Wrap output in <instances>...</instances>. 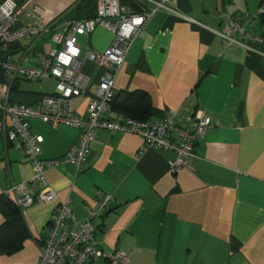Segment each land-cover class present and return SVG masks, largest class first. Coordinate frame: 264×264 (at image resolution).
<instances>
[{
    "label": "crops",
    "instance_id": "obj_1",
    "mask_svg": "<svg viewBox=\"0 0 264 264\" xmlns=\"http://www.w3.org/2000/svg\"><path fill=\"white\" fill-rule=\"evenodd\" d=\"M79 1L31 0L28 10L60 30L75 19L73 6ZM259 1L171 0L176 12L159 11L147 20L115 79L107 113L111 119L120 120L126 112L149 120L172 117L191 131L198 110L210 118L213 128L195 144L188 166L171 174L174 152L143 148L141 138L131 133L99 130L82 171L63 163L49 169L39 184L27 186L36 190L47 183L59 200L68 197L76 223L84 221L102 194H112L109 210L92 223L105 249L129 257L117 264H264V42L250 41L249 50L217 33L229 18L255 11ZM29 21L27 11L18 17L19 24ZM262 25L264 18H254L245 30L264 37ZM111 37L97 27L79 38L81 71L93 83L100 68L84 59L85 51L103 50ZM55 46L47 32L0 46V56L35 66L38 53ZM45 82L16 79L9 97L34 104L41 94L55 92V82ZM87 104L84 95L72 107L86 118ZM29 124L43 139L40 156L45 159L63 155L78 137L74 127L53 128L38 118ZM33 174L28 158L6 142L0 127V196ZM11 193L12 201L20 195ZM56 204L34 202L26 208L27 237L19 250L0 254V264L36 263ZM4 220L0 210V226Z\"/></svg>",
    "mask_w": 264,
    "mask_h": 264
},
{
    "label": "built area",
    "instance_id": "obj_2",
    "mask_svg": "<svg viewBox=\"0 0 264 264\" xmlns=\"http://www.w3.org/2000/svg\"><path fill=\"white\" fill-rule=\"evenodd\" d=\"M30 1L17 3L14 0H0V46L8 47L25 37L37 39L47 32L56 46L38 53V64L35 66L12 62L6 55L0 56L1 133L7 143L23 152L34 172L28 182L11 185L2 193L8 196L11 192H20V195H15L13 202L22 215L34 202L48 204L57 200L39 245L35 264H86L95 260L125 263L129 259L125 253L120 250L109 251L95 238L92 223L93 218L109 210L112 194H102L84 221L76 223L68 197L59 200L47 183L36 190H29L27 186L39 184L49 169L63 163L72 164L76 172L82 171L90 143L99 130L131 133L141 138L143 148L174 152L175 159L169 167L171 174H177L188 166L189 160L195 157V144L213 128L210 118L202 111L195 113L191 131L180 127L172 117L140 120L125 115L120 120H114L107 116L115 96V79L144 24L156 12L175 13L176 10L171 0H96L94 16L67 21L60 30H53L52 25H45L40 17L28 10ZM23 11H27L30 19L27 24L18 23ZM183 18L197 24L189 17ZM254 18H264V0L259 1L253 13L243 14L241 19L229 18L217 33L228 42L250 50V41L264 42V37L249 34L245 30V24ZM97 27L109 30L112 37L103 50L85 51L84 59L100 68L99 77L93 83L81 71L79 38L87 37ZM19 78L33 82L52 79L55 81V92L41 94L34 104L13 102L9 91L13 81ZM92 84L95 85L93 90L90 89ZM84 95L88 96L86 118L76 114L72 107L73 100ZM32 118H38L53 128H77L78 137L63 155L42 158L43 139L30 130L29 121Z\"/></svg>",
    "mask_w": 264,
    "mask_h": 264
},
{
    "label": "trees",
    "instance_id": "obj_3",
    "mask_svg": "<svg viewBox=\"0 0 264 264\" xmlns=\"http://www.w3.org/2000/svg\"><path fill=\"white\" fill-rule=\"evenodd\" d=\"M75 19L90 18L95 15L96 0H81L73 6ZM123 111H126L121 104ZM126 116H131L140 120H147L146 115L134 116L126 112ZM0 210L5 217L0 226V254H10L22 247L23 241L27 237V228L14 202L4 193L0 196Z\"/></svg>",
    "mask_w": 264,
    "mask_h": 264
},
{
    "label": "rangeland",
    "instance_id": "obj_4",
    "mask_svg": "<svg viewBox=\"0 0 264 264\" xmlns=\"http://www.w3.org/2000/svg\"><path fill=\"white\" fill-rule=\"evenodd\" d=\"M254 12V11H253ZM252 12V13H253ZM83 55H84V53H83ZM51 80V79H50ZM46 82H45V84H47V85H50V86H52L53 85V82L52 81H54V80H52L51 82L50 81H47V80H45ZM55 82V81H54ZM37 83H39V82H37Z\"/></svg>",
    "mask_w": 264,
    "mask_h": 264
}]
</instances>
